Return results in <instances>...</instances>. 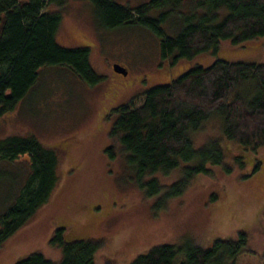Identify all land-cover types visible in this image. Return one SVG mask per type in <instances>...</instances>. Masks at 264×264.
Instances as JSON below:
<instances>
[{
	"label": "rangeland",
	"instance_id": "1",
	"mask_svg": "<svg viewBox=\"0 0 264 264\" xmlns=\"http://www.w3.org/2000/svg\"><path fill=\"white\" fill-rule=\"evenodd\" d=\"M137 6L150 0H116ZM200 0H184L180 8L168 7L161 32L148 24L107 27L89 0H65L58 41L65 46L90 47V62L102 81L91 84L64 65H45L40 78L16 110L0 118V138L11 133L34 134L60 155L59 181L50 200L0 246V264H15L40 251L53 260L61 248L50 240L59 226H67V238L99 242L98 264H131L152 247L195 243L210 246L217 239L234 237L242 229L250 234V250L238 264H263L264 252V146L244 150L222 136V119L213 114L196 131V147L222 139L225 158L209 174H198L177 196L165 194L183 175L180 169L146 176L157 177L161 191L152 196L136 182L135 170L111 136L117 107H138L149 88L169 82L196 65L217 59L264 63V36L242 44L222 39L217 52L205 51L175 63L163 58L162 41L177 35L193 7L202 14ZM226 9L218 11L221 19ZM159 10L150 16L157 17ZM121 63L124 75L114 70ZM118 153L111 158L108 148ZM243 155L244 166L236 156ZM260 167L253 173L254 166ZM229 168V170L227 169ZM28 154L0 160V220L20 197L31 174Z\"/></svg>",
	"mask_w": 264,
	"mask_h": 264
},
{
	"label": "trees",
	"instance_id": "2",
	"mask_svg": "<svg viewBox=\"0 0 264 264\" xmlns=\"http://www.w3.org/2000/svg\"><path fill=\"white\" fill-rule=\"evenodd\" d=\"M107 27L148 24L161 32L167 17L164 9L180 8L184 0H150L129 6L116 0H89ZM65 0H0V118L17 109L40 78L45 65H64L91 84L102 81L90 62V47L62 45L56 35L62 22ZM202 14L193 7L177 35H166L162 56L172 63L194 58L205 51L217 52L222 39L242 44L264 36V0H200ZM226 9L220 19L218 11ZM159 10L157 17L151 11ZM119 114L111 136L135 170L136 182L152 196L161 191L160 180L151 174L180 169L183 175L165 194H182L198 174H209L225 158L222 139H211L196 147L191 131L218 114L222 136L244 150L264 146V63L217 59L208 66L196 65L169 82L145 91L142 105L118 106ZM117 156L115 145L108 148ZM23 154L32 163L24 189L0 220V246L24 225L36 210L48 202L59 181L60 155L57 147L43 144L34 134L11 133L0 138V160ZM244 166L243 155L235 157ZM260 167L254 166L253 173ZM229 170V168H227ZM248 229L234 237L217 239L210 246L195 243H165L139 254L131 264H238L249 253ZM50 243L61 248L60 260L40 251L15 264H98L99 242L88 238H67V226L56 228ZM251 250V251H250ZM264 264V252L261 254Z\"/></svg>",
	"mask_w": 264,
	"mask_h": 264
},
{
	"label": "water",
	"instance_id": "3",
	"mask_svg": "<svg viewBox=\"0 0 264 264\" xmlns=\"http://www.w3.org/2000/svg\"><path fill=\"white\" fill-rule=\"evenodd\" d=\"M113 68L118 73H121V74H124V75L128 74V69L125 66L121 65V63H115L113 65Z\"/></svg>",
	"mask_w": 264,
	"mask_h": 264
}]
</instances>
